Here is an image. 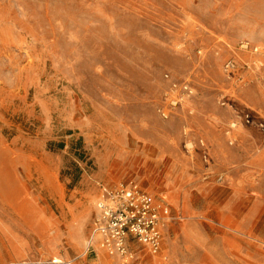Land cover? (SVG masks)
Masks as SVG:
<instances>
[{
    "label": "rangeland",
    "instance_id": "374dc122",
    "mask_svg": "<svg viewBox=\"0 0 264 264\" xmlns=\"http://www.w3.org/2000/svg\"><path fill=\"white\" fill-rule=\"evenodd\" d=\"M131 182L162 248L112 257ZM0 264H264V0H0Z\"/></svg>",
    "mask_w": 264,
    "mask_h": 264
},
{
    "label": "built area",
    "instance_id": "2783aa9c",
    "mask_svg": "<svg viewBox=\"0 0 264 264\" xmlns=\"http://www.w3.org/2000/svg\"><path fill=\"white\" fill-rule=\"evenodd\" d=\"M236 67L235 62L226 66L228 72H234ZM97 211L93 240L110 256H128L131 243H139L154 254L161 250L169 209L162 208L134 183L107 191L106 198L97 204Z\"/></svg>",
    "mask_w": 264,
    "mask_h": 264
}]
</instances>
